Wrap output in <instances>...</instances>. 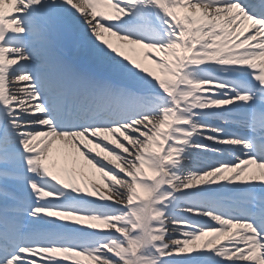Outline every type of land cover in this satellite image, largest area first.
Here are the masks:
<instances>
[{
    "label": "snow or ice",
    "instance_id": "6c2138e0",
    "mask_svg": "<svg viewBox=\"0 0 264 264\" xmlns=\"http://www.w3.org/2000/svg\"><path fill=\"white\" fill-rule=\"evenodd\" d=\"M0 264H264V0H0Z\"/></svg>",
    "mask_w": 264,
    "mask_h": 264
},
{
    "label": "bare ground",
    "instance_id": "6f19581e",
    "mask_svg": "<svg viewBox=\"0 0 264 264\" xmlns=\"http://www.w3.org/2000/svg\"><path fill=\"white\" fill-rule=\"evenodd\" d=\"M24 82H21V85H23Z\"/></svg>",
    "mask_w": 264,
    "mask_h": 264
}]
</instances>
